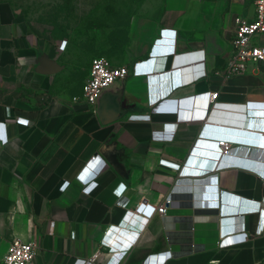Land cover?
<instances>
[{"label":"crops","instance_id":"1","mask_svg":"<svg viewBox=\"0 0 264 264\" xmlns=\"http://www.w3.org/2000/svg\"><path fill=\"white\" fill-rule=\"evenodd\" d=\"M238 15L253 18L255 0L152 1L124 65L159 68L131 72L94 108L0 2V264L15 238L38 245L33 264H264V142H247L264 132V69L225 74ZM196 50L198 77L200 60L179 58ZM213 92L247 110L212 111ZM221 113L253 124L221 123ZM225 134L241 138L226 154Z\"/></svg>","mask_w":264,"mask_h":264},{"label":"rangeland","instance_id":"2","mask_svg":"<svg viewBox=\"0 0 264 264\" xmlns=\"http://www.w3.org/2000/svg\"><path fill=\"white\" fill-rule=\"evenodd\" d=\"M154 0H0L9 2L27 29L45 40L79 89L94 58L124 65L138 15ZM68 75L70 77H68Z\"/></svg>","mask_w":264,"mask_h":264},{"label":"built area","instance_id":"3","mask_svg":"<svg viewBox=\"0 0 264 264\" xmlns=\"http://www.w3.org/2000/svg\"><path fill=\"white\" fill-rule=\"evenodd\" d=\"M235 33L232 39L233 55L229 60L226 68L225 74L231 76L233 74L245 73L255 71L258 72L264 69V44H259L254 41V38L264 34V0H255V16L253 18H245L242 16H236L235 18ZM164 33L166 34L165 30ZM181 59H195L200 60L198 66H196V72L194 73L196 77L205 74V70L201 67L203 66V60L205 58L204 50H196L186 53ZM143 65L140 67V62H137L131 70L128 65H114L111 60L106 56H99L93 59L90 67V72L87 79L85 80L82 87V97L83 99L92 105L94 108L98 103V99L102 91L117 81L123 80L129 76L132 72L133 74L139 73L141 71L148 72L153 68H159V65L151 67V63L148 60L142 61ZM161 67V66H160ZM188 82V79H181L176 82V85ZM168 94L170 92H167ZM219 92H213L211 97L212 111L218 109L219 106H228L247 110V104L229 106L224 103L216 101ZM259 113L264 114V109L259 110ZM167 123L165 125H169ZM174 124V130L177 128V123ZM261 130H264V124L259 126ZM249 138L247 142L260 147L264 142V132L249 133ZM236 141H241V138L235 135L225 134L218 140V146L221 148L223 153H228L233 148V143ZM172 165L178 168L179 163H173ZM261 176L264 178V172H261ZM69 181L66 180L61 185V189L67 188ZM126 185H123L119 189L120 195L124 193ZM173 202L172 199H167L163 204L158 207V212L165 215L167 214L169 205ZM260 204L256 203L254 206L245 208L246 211L259 210ZM264 213V211H263ZM54 226V225H52ZM245 227V226H244ZM233 229L226 232H231ZM225 232V233H226ZM38 252V245L35 242L25 241L21 238H15L8 247L5 263L6 264H33L35 256ZM100 251L96 252L92 260H95Z\"/></svg>","mask_w":264,"mask_h":264},{"label":"water","instance_id":"4","mask_svg":"<svg viewBox=\"0 0 264 264\" xmlns=\"http://www.w3.org/2000/svg\"><path fill=\"white\" fill-rule=\"evenodd\" d=\"M43 65L44 66L42 68V71L45 72V73H48V74L54 73V72L60 70V66L55 64V63L44 62ZM106 89H104V90H106ZM103 91H102V93H103ZM102 93H101V95H102ZM101 95H100V97H101ZM219 120H220L221 123H225V124L227 123L229 125H234V126H236L238 128H243V127L248 128L249 126H252V124H253V121H249V120L245 119L244 117H242L241 115L229 114V113H221ZM238 132L241 133V130H239ZM241 134H243V135L246 134L247 135L248 133H246L244 131Z\"/></svg>","mask_w":264,"mask_h":264}]
</instances>
